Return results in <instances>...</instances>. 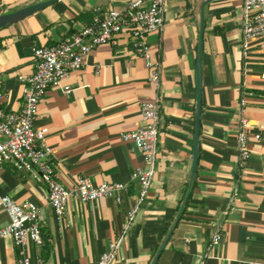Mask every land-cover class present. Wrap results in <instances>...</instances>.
Returning a JSON list of instances; mask_svg holds the SVG:
<instances>
[{"label": "crops", "instance_id": "0c3cea01", "mask_svg": "<svg viewBox=\"0 0 264 264\" xmlns=\"http://www.w3.org/2000/svg\"><path fill=\"white\" fill-rule=\"evenodd\" d=\"M41 0H0V14ZM130 0H58L0 28V79L6 111L23 104L18 75L34 69L32 48L53 45L77 31L94 13L123 9ZM166 0L159 31L147 36L159 62V88L121 35L101 44L81 67L50 86L38 104L34 127H47L56 179L65 187L78 175L94 183L126 185L121 204L101 197L71 198L62 219L47 203V189L30 173L6 163L0 193L38 206L41 243L26 254L43 264H95L109 241L122 237L112 264H149L169 228L154 264H264V50L252 40L241 51V0ZM202 14L199 60L200 116L197 158H192L196 102L195 63ZM80 17L78 18V16ZM72 89L66 94L62 87ZM160 99L155 170L134 219L125 211L137 201L131 179L143 166L140 151L120 133L141 125L139 105ZM248 121L252 153L240 163L236 134ZM8 218L0 207V226ZM174 223V224H173ZM220 233L217 243L214 234ZM18 248L0 237V264H16Z\"/></svg>", "mask_w": 264, "mask_h": 264}, {"label": "built area", "instance_id": "2783aa9c", "mask_svg": "<svg viewBox=\"0 0 264 264\" xmlns=\"http://www.w3.org/2000/svg\"><path fill=\"white\" fill-rule=\"evenodd\" d=\"M165 1L130 0L123 9L109 8L94 13L87 24L53 45L33 47V71L17 77L23 93V104L19 110L6 111L1 107L3 92L0 79V170L4 164L9 163L17 172L30 173L35 181L44 184L47 203L57 219L63 218L71 198L88 202L106 197L121 204L126 185L107 181L94 183L87 175H78L69 187L59 183L51 164V149L45 142L48 128L34 127L38 104L50 86L57 85L61 79L68 78L81 67L85 55L92 48L101 44L115 45L121 35L127 37L126 43L131 51L144 60L149 72L148 81L157 90L159 62L151 52L147 36L161 28ZM240 18L242 54H247L252 40H258L259 48L264 50V0H241ZM260 77L264 79V71ZM61 89L68 94L72 88L65 85ZM159 110L160 99L154 93L152 98L139 105L141 125L120 133L121 140L131 141L138 148L144 164L135 167L130 175L138 185V193L134 206L125 211V227L133 221L154 174ZM251 137L261 140L259 133L249 132L248 121L242 118L236 134L241 164L252 153L249 147ZM0 207L8 218L0 226V237H9L18 248L16 264H43L41 258L31 259L25 252L28 242L39 245L42 241L38 206L30 200L16 202L0 193ZM220 237V233L214 234L212 243H217ZM121 241L120 235L112 238L95 264H112Z\"/></svg>", "mask_w": 264, "mask_h": 264}, {"label": "water", "instance_id": "95a60500", "mask_svg": "<svg viewBox=\"0 0 264 264\" xmlns=\"http://www.w3.org/2000/svg\"><path fill=\"white\" fill-rule=\"evenodd\" d=\"M58 0H41L29 4L27 6L18 8L16 10L0 14V28L7 26L19 19L24 18L25 16L46 7ZM209 0H203L202 6ZM202 14H201V21L199 25V33H198V46H197V54H196V63H195V74H196V102H195V110H194V133H193V149H192V158L193 163L195 164L197 158V145H198V137H199V116H200V77H199V60H200V47H201V38H202ZM174 224V223H173ZM173 225L169 228L166 236L164 237L163 241L158 246L154 256L152 257L149 264H154L156 261L165 241L167 240L170 230L172 229Z\"/></svg>", "mask_w": 264, "mask_h": 264}, {"label": "trees", "instance_id": "16d2710c", "mask_svg": "<svg viewBox=\"0 0 264 264\" xmlns=\"http://www.w3.org/2000/svg\"><path fill=\"white\" fill-rule=\"evenodd\" d=\"M82 15L84 16V17H86V19H87V22H86V24L90 21V19H91V17L89 18V16H88V13L86 12V13H82ZM93 15V14H92ZM80 17V15L78 16V18Z\"/></svg>", "mask_w": 264, "mask_h": 264}]
</instances>
